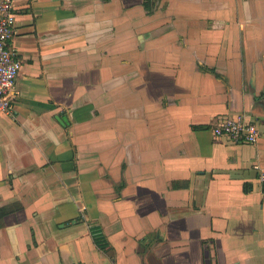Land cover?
<instances>
[{
  "label": "crops",
  "instance_id": "crops-1",
  "mask_svg": "<svg viewBox=\"0 0 264 264\" xmlns=\"http://www.w3.org/2000/svg\"><path fill=\"white\" fill-rule=\"evenodd\" d=\"M142 1L15 0L0 264H264V0Z\"/></svg>",
  "mask_w": 264,
  "mask_h": 264
},
{
  "label": "built area",
  "instance_id": "built-area-1",
  "mask_svg": "<svg viewBox=\"0 0 264 264\" xmlns=\"http://www.w3.org/2000/svg\"><path fill=\"white\" fill-rule=\"evenodd\" d=\"M15 0H0V113L10 112L16 97L15 80L21 68V59L10 40L15 32ZM214 135H228L234 140L253 143L264 138V130L244 117L226 118L211 128ZM258 180L264 187V166L254 164Z\"/></svg>",
  "mask_w": 264,
  "mask_h": 264
},
{
  "label": "trees",
  "instance_id": "trees-1",
  "mask_svg": "<svg viewBox=\"0 0 264 264\" xmlns=\"http://www.w3.org/2000/svg\"><path fill=\"white\" fill-rule=\"evenodd\" d=\"M142 5L144 8L150 13L153 10L154 7V0H143ZM15 207H0V219L3 217L4 214H6L9 211H12ZM88 230L90 233V236L95 243V245L103 250L107 251L109 249V242L107 240V237L102 229V226L97 221H88Z\"/></svg>",
  "mask_w": 264,
  "mask_h": 264
}]
</instances>
